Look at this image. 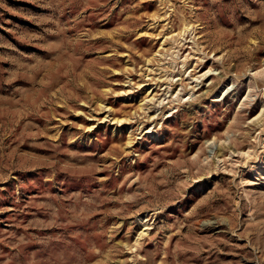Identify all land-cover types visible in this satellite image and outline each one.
Wrapping results in <instances>:
<instances>
[{"label":"rangeland","instance_id":"374dc122","mask_svg":"<svg viewBox=\"0 0 264 264\" xmlns=\"http://www.w3.org/2000/svg\"><path fill=\"white\" fill-rule=\"evenodd\" d=\"M0 264H264V0H0Z\"/></svg>","mask_w":264,"mask_h":264},{"label":"bare ground","instance_id":"6f19581e","mask_svg":"<svg viewBox=\"0 0 264 264\" xmlns=\"http://www.w3.org/2000/svg\"><path fill=\"white\" fill-rule=\"evenodd\" d=\"M186 26V25H185ZM187 27V26H186ZM184 28V31H185V29H187V28ZM150 73H151V70H150ZM149 74V73H148ZM193 79H196V77H192ZM154 81V79H152L151 78V81ZM172 85V84H171ZM161 86V85H160ZM178 87H180V90H177V88L176 87H174V90H175V93H174V95L176 96V98L178 99V98H180V95H179V93H180V91H185V87H183L182 85L181 86H178ZM170 96H172V94L170 95ZM173 97V96H172ZM172 102V101H171ZM116 121V120H115ZM117 123H121V121H116ZM130 142V141H129ZM130 144V143H129Z\"/></svg>","mask_w":264,"mask_h":264}]
</instances>
